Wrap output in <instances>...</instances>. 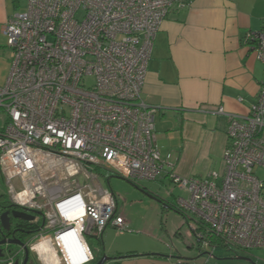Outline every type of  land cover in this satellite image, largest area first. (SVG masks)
<instances>
[{"label": "built area", "instance_id": "obj_1", "mask_svg": "<svg viewBox=\"0 0 264 264\" xmlns=\"http://www.w3.org/2000/svg\"><path fill=\"white\" fill-rule=\"evenodd\" d=\"M191 4L27 0L26 10L7 20L2 33L13 63L0 87V180L7 190L2 194L0 188L1 202L43 212L55 241L76 227L83 239L108 228L129 231L99 171L156 182L166 166L174 167L172 155L162 158L156 109L142 94L163 22ZM246 43L264 63V29L249 33ZM228 116L222 173L168 175L188 196L177 205L188 227L186 240L200 254L219 246L264 249V180L257 174L264 169V87L247 116ZM53 181L63 186L51 188ZM19 254L2 256L0 264H16Z\"/></svg>", "mask_w": 264, "mask_h": 264}, {"label": "crops", "instance_id": "obj_2", "mask_svg": "<svg viewBox=\"0 0 264 264\" xmlns=\"http://www.w3.org/2000/svg\"><path fill=\"white\" fill-rule=\"evenodd\" d=\"M26 8L27 0H0V32L13 14ZM263 29L264 0H192L188 8L169 13L156 36L142 94L143 102L156 109V136L162 158L172 155L174 167L166 166L167 173L158 182L168 180L172 186L168 177L172 172L186 179L223 172L228 115L247 116L258 104L264 87V63L246 43L249 33ZM219 108L226 113H218ZM161 205L165 212L176 213ZM161 229L167 236L181 233L180 228L163 221ZM113 232L127 233L108 228L101 239L93 237L109 242L114 240ZM120 244L116 251L95 257H111L106 264L203 263L160 246L140 250ZM56 245V241L46 239L35 246L44 264L66 263L64 251L58 246L61 257ZM260 251L259 262L248 256L264 264V249Z\"/></svg>", "mask_w": 264, "mask_h": 264}, {"label": "rangeland", "instance_id": "obj_3", "mask_svg": "<svg viewBox=\"0 0 264 264\" xmlns=\"http://www.w3.org/2000/svg\"><path fill=\"white\" fill-rule=\"evenodd\" d=\"M11 54L12 51L8 47L7 39L0 32V87L5 86L10 74L13 63ZM237 116L244 117L240 115ZM239 119L242 120V118ZM257 174L264 180V169H259ZM102 184L105 188L109 189L117 196L119 204L121 205L120 208L122 210V214L125 215L129 221L130 232L122 235H117V233L113 232L112 237L114 240L111 239V242H105L104 240L97 241L93 236L85 234L84 238L94 256H98L99 253L104 254L112 251L114 252L116 251L118 243H121L120 245L126 247H136V249L140 250L160 246L165 249V251H175V253H178L184 258L189 257L194 259L198 258V261L203 260L202 264H248L235 259L238 252L236 249L219 246L215 249L211 248L209 251L207 250L203 254H200L197 247H194L192 250H188L186 248L183 242L187 239L188 234L186 233L188 227L185 222L184 214L178 215L173 211H169L168 213L165 212L163 209L164 206H162L159 201H165V203L177 202L179 198L186 199L188 196L183 191H180L173 186H169L168 180L164 182V184L158 181L152 183L146 181L132 182L111 174L102 180ZM54 185L63 186L60 183L54 184V181L50 183L51 188H54ZM65 185L67 184L65 183ZM0 188L2 194L7 192L1 180ZM171 192L172 195L169 196V193ZM148 193H150L153 197L148 196ZM47 198L49 199V197H46V200H48ZM48 210H50L49 207ZM39 213L44 218L46 226L35 237L34 242L32 243V249L33 255L37 259L38 264H44L40 255L34 248L38 243L47 238L55 242L56 231L47 228L50 221L46 219L47 217L43 212ZM157 213L160 216H157ZM161 221H163L164 224L168 223V225H174L180 228L181 233H177V237H174L171 234L170 236L165 235V231L161 229ZM168 228L170 230L171 227L168 226ZM97 238L101 239V236H97ZM117 239L119 241H117ZM169 247H172V249ZM59 250L60 249H58V251ZM205 253H208V255ZM261 253L262 251H260V249H255L248 252V255L253 257L256 262H259L260 259H262ZM210 254L213 255L211 260L209 259ZM60 256L62 257L61 252ZM241 256L249 257L247 255Z\"/></svg>", "mask_w": 264, "mask_h": 264}, {"label": "flooded vegetation", "instance_id": "obj_4", "mask_svg": "<svg viewBox=\"0 0 264 264\" xmlns=\"http://www.w3.org/2000/svg\"><path fill=\"white\" fill-rule=\"evenodd\" d=\"M44 223V218L35 211L17 207L7 200L0 201V243L4 242L0 245L2 255L18 250L20 254L16 264H38L32 243Z\"/></svg>", "mask_w": 264, "mask_h": 264}, {"label": "bare ground", "instance_id": "obj_5", "mask_svg": "<svg viewBox=\"0 0 264 264\" xmlns=\"http://www.w3.org/2000/svg\"><path fill=\"white\" fill-rule=\"evenodd\" d=\"M59 183H62V181H59ZM52 192H54V189ZM56 243L62 252L64 251L63 255L66 264H87L91 260L89 248L81 235V227L71 228L58 235ZM58 246L56 245L57 249H59Z\"/></svg>", "mask_w": 264, "mask_h": 264}, {"label": "water", "instance_id": "obj_6", "mask_svg": "<svg viewBox=\"0 0 264 264\" xmlns=\"http://www.w3.org/2000/svg\"><path fill=\"white\" fill-rule=\"evenodd\" d=\"M148 196H152V195H151L150 193H148ZM152 197H153V196H152ZM159 202H160V204H162L161 201H159ZM35 213L40 214L39 212H35ZM3 221H4V224H5V223H6L5 219H4ZM183 243L185 244V246H186V248H187L188 250H192V249H193V246H191V244H190L187 240H186L185 242H183ZM2 244H4V242H1V243H0V245H2ZM205 254L208 255V253H205ZM2 256H3V255H2V253H1V251H0V258H1ZM27 257H28V255H27ZM209 257L212 258L213 255L210 254ZM186 259H188V258H186ZM236 259L239 260V261L247 262V263H249V264H257V263H255L254 260H253L252 258H250V257L238 256V257H236ZM111 260H112V258L107 257V256H103V257H102V258H101L96 264H106L108 261H111Z\"/></svg>", "mask_w": 264, "mask_h": 264}, {"label": "trees", "instance_id": "obj_7", "mask_svg": "<svg viewBox=\"0 0 264 264\" xmlns=\"http://www.w3.org/2000/svg\"><path fill=\"white\" fill-rule=\"evenodd\" d=\"M99 174L101 175L102 180H103L104 178H107L112 173H110L109 171H99ZM172 186H173V184H172ZM170 203H172V202H167V203H165V201L162 202L163 205H166L169 209H173L174 211H176V213H178L180 215L184 214V212L178 207L177 202H173L172 203L173 205H171ZM241 255H247L248 256V252L238 251L237 252V256H241ZM100 259H101L100 257H95L94 256L93 261L91 262V264H96Z\"/></svg>", "mask_w": 264, "mask_h": 264}, {"label": "clouds", "instance_id": "obj_8", "mask_svg": "<svg viewBox=\"0 0 264 264\" xmlns=\"http://www.w3.org/2000/svg\"><path fill=\"white\" fill-rule=\"evenodd\" d=\"M84 241H85V238H84ZM85 243H86V241H85ZM86 245H87V243H86ZM88 246V245H87ZM89 248V247H88ZM89 251H90V248H89ZM90 254H91V257H92V259L87 263V264H90V262H92L93 261V256H92V253H91V251H90Z\"/></svg>", "mask_w": 264, "mask_h": 264}]
</instances>
